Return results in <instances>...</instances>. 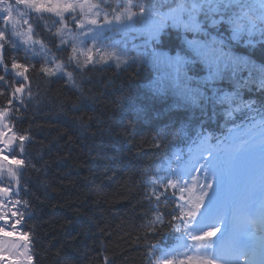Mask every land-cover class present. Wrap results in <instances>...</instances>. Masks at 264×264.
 <instances>
[{"label":"snow or ice","instance_id":"1","mask_svg":"<svg viewBox=\"0 0 264 264\" xmlns=\"http://www.w3.org/2000/svg\"><path fill=\"white\" fill-rule=\"evenodd\" d=\"M102 66L149 70L151 103L137 110L176 118L152 144H186L166 168L141 173L145 264H264V0H0V261L34 264L44 247L26 221L51 163L67 159L46 156L63 147L59 131L44 135L59 117L85 141L135 136L111 126L131 100L122 87L106 117L83 114L101 102L89 73ZM57 83L76 99L53 95ZM99 243L100 264L125 259ZM55 255L78 264L63 246Z\"/></svg>","mask_w":264,"mask_h":264},{"label":"trees","instance_id":"2","mask_svg":"<svg viewBox=\"0 0 264 264\" xmlns=\"http://www.w3.org/2000/svg\"><path fill=\"white\" fill-rule=\"evenodd\" d=\"M148 71L134 67L102 66V70L89 73L95 79V91L101 94V102L95 108L85 109L83 114L93 116L101 114L103 109L106 117L109 114L107 108L113 107L110 101L119 96V88H124L131 100L116 113L111 126L117 131L134 127L136 134L131 139L116 137L103 145L98 138L85 141L65 117H59L55 121L56 126L44 133L49 137L55 136L57 131L63 134L60 139L63 147L46 156L54 158L58 153L66 155L67 159L51 163L47 177L42 178L48 185L47 189L36 192L41 201L37 207V218L26 221L45 237L44 247L37 250L38 258L34 264H63L62 257L55 255L61 246L64 256L76 260L78 264H100V241L109 248L108 254L124 255L125 259H118L117 264H145L144 250L138 247L139 242L135 239L138 226L142 223L140 216L143 209L139 203L141 173L146 172L150 165L160 166L172 153L186 148L183 135H170L168 142L159 149L152 144L151 138L156 130H162L165 125L170 127L176 118L162 116L156 119L152 108L147 114L137 110L138 105L151 103L144 96L150 84ZM151 73L154 80L157 72L151 69ZM108 85L110 87L105 92ZM42 87L48 85L42 83ZM51 87L53 95L61 99H76L64 83ZM155 107L160 109L165 105L157 102ZM55 115V112L51 113L48 119ZM40 122L43 123V120ZM226 133L222 129L215 135L223 137ZM69 137L71 144L66 143ZM36 150L32 149L33 152ZM73 247L82 249L85 258L76 256Z\"/></svg>","mask_w":264,"mask_h":264},{"label":"rangeland","instance_id":"3","mask_svg":"<svg viewBox=\"0 0 264 264\" xmlns=\"http://www.w3.org/2000/svg\"><path fill=\"white\" fill-rule=\"evenodd\" d=\"M257 139H258V137H257ZM258 164H259V161L257 160V168H258ZM167 166H168V162L165 163L162 167L166 168ZM171 166L175 167L176 165H175V163H173ZM260 235H261V233L259 231H257L256 234H255L257 239L260 237ZM0 264H7V261H0Z\"/></svg>","mask_w":264,"mask_h":264}]
</instances>
